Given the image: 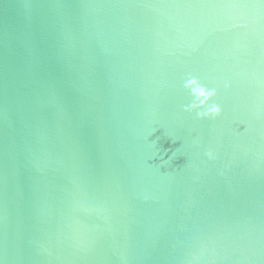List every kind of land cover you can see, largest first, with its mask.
<instances>
[{"label":"water","instance_id":"water-1","mask_svg":"<svg viewBox=\"0 0 264 264\" xmlns=\"http://www.w3.org/2000/svg\"><path fill=\"white\" fill-rule=\"evenodd\" d=\"M0 264H264V0H0Z\"/></svg>","mask_w":264,"mask_h":264},{"label":"clouds","instance_id":"clouds-1","mask_svg":"<svg viewBox=\"0 0 264 264\" xmlns=\"http://www.w3.org/2000/svg\"><path fill=\"white\" fill-rule=\"evenodd\" d=\"M198 91V96L200 97H204L203 100H200L199 101V105H188L186 106V109L185 110H191L192 108H196L198 106H202V105H205L207 99L214 94V90H207V89H199V90H196ZM221 111V108L219 105H212L211 107H207L206 110L204 111H199L198 112V115L200 117H205V116H214V115H218Z\"/></svg>","mask_w":264,"mask_h":264}]
</instances>
